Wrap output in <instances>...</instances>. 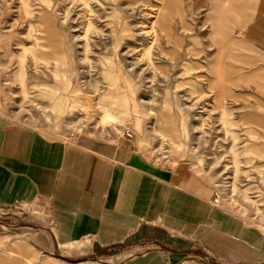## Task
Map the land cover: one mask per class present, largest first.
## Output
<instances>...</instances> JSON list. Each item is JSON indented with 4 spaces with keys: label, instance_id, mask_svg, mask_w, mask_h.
Returning <instances> with one entry per match:
<instances>
[{
    "label": "rangeland",
    "instance_id": "374dc122",
    "mask_svg": "<svg viewBox=\"0 0 264 264\" xmlns=\"http://www.w3.org/2000/svg\"><path fill=\"white\" fill-rule=\"evenodd\" d=\"M100 102L121 119L101 125ZM0 114L62 138L130 130L264 241V0H0Z\"/></svg>",
    "mask_w": 264,
    "mask_h": 264
},
{
    "label": "crops",
    "instance_id": "0c3cea01",
    "mask_svg": "<svg viewBox=\"0 0 264 264\" xmlns=\"http://www.w3.org/2000/svg\"><path fill=\"white\" fill-rule=\"evenodd\" d=\"M188 162L135 143L62 138L0 114V264H264V241L213 203ZM262 241V242H261Z\"/></svg>",
    "mask_w": 264,
    "mask_h": 264
},
{
    "label": "bare ground",
    "instance_id": "6f19581e",
    "mask_svg": "<svg viewBox=\"0 0 264 264\" xmlns=\"http://www.w3.org/2000/svg\"><path fill=\"white\" fill-rule=\"evenodd\" d=\"M15 76L19 79L20 83L23 82V80H24V70H23L22 66L18 67V69L15 72ZM75 91H76L75 89L72 90L73 93ZM217 102H218L219 106L223 105L221 99H217ZM101 105H102V108H103L102 114H101V117H100V124L101 125H103L105 123H112L114 121H118V120L121 119V115H120L119 112L113 110L106 103H101ZM53 106H54V109H56V110H60L61 109L60 105H53ZM73 106H75V103H73ZM232 162H233V171H234V175H235L240 170L239 169V165H238L239 164L238 152L235 149L232 150ZM245 197L249 198V196L247 194H245Z\"/></svg>",
    "mask_w": 264,
    "mask_h": 264
},
{
    "label": "built area",
    "instance_id": "2783aa9c",
    "mask_svg": "<svg viewBox=\"0 0 264 264\" xmlns=\"http://www.w3.org/2000/svg\"><path fill=\"white\" fill-rule=\"evenodd\" d=\"M132 135H133V133L130 130L126 129V130L123 131L121 136L129 139V138L132 137ZM217 201H218V195L215 194V196L213 197V202H217Z\"/></svg>",
    "mask_w": 264,
    "mask_h": 264
}]
</instances>
